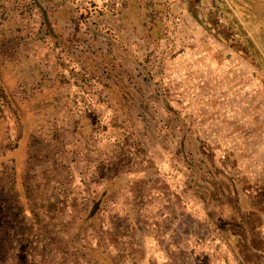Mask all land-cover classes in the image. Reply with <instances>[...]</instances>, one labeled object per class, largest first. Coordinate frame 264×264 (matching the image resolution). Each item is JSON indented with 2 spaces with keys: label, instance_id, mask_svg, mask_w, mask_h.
Listing matches in <instances>:
<instances>
[{
  "label": "rangeland",
  "instance_id": "obj_1",
  "mask_svg": "<svg viewBox=\"0 0 264 264\" xmlns=\"http://www.w3.org/2000/svg\"><path fill=\"white\" fill-rule=\"evenodd\" d=\"M261 216L264 0H0V264H264Z\"/></svg>",
  "mask_w": 264,
  "mask_h": 264
},
{
  "label": "crops",
  "instance_id": "obj_2",
  "mask_svg": "<svg viewBox=\"0 0 264 264\" xmlns=\"http://www.w3.org/2000/svg\"><path fill=\"white\" fill-rule=\"evenodd\" d=\"M261 219L263 220L262 221V223H260V227H259V229H260V235H261V240L263 241V243H264V217L263 216H261ZM261 254V253H260Z\"/></svg>",
  "mask_w": 264,
  "mask_h": 264
}]
</instances>
